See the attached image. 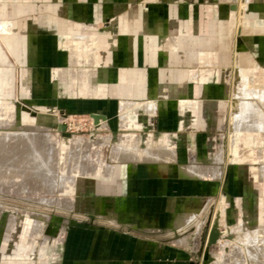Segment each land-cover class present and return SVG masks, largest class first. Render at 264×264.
Instances as JSON below:
<instances>
[{"label": "crops", "instance_id": "crops-1", "mask_svg": "<svg viewBox=\"0 0 264 264\" xmlns=\"http://www.w3.org/2000/svg\"><path fill=\"white\" fill-rule=\"evenodd\" d=\"M237 5L234 0H0V15L15 18L3 21L7 34L12 23L23 32L27 102L101 114L110 129L123 119L135 132L131 150L119 152L129 162L111 165L110 176L94 183L88 200L89 208L104 209L105 218L120 228L89 227L86 234L76 228V260L188 264L190 248L177 246L172 234L190 222L204 224L213 198L225 195L232 220L264 221V192L255 186L263 180L256 167H245L250 152L239 148L255 136L238 137L248 131L264 135V122L250 120L247 88L252 83L262 95L264 89L250 76L242 81L243 70L231 116L238 146L232 165L226 177L221 167L211 173L219 176H193L205 174L198 160L215 156L223 145L220 132L236 78L229 74L233 57L264 84V0L248 1L240 33ZM80 33L88 36L67 39ZM213 57L219 69L201 70Z\"/></svg>", "mask_w": 264, "mask_h": 264}, {"label": "rangeland", "instance_id": "rangeland-1", "mask_svg": "<svg viewBox=\"0 0 264 264\" xmlns=\"http://www.w3.org/2000/svg\"><path fill=\"white\" fill-rule=\"evenodd\" d=\"M248 1L234 0L238 4V33L245 23ZM13 17L0 15V174H5L4 167L11 168L8 170L9 175L12 172L9 176L12 179L0 180V264H103L109 260H76L73 254V231L80 228L86 234L89 227L120 228L121 223L109 222L105 218L104 209L95 212L89 208L88 200L93 193L94 183L110 176L108 170L111 165L129 162L121 160L119 152L131 150L135 132L123 125V119L122 125L110 129L107 124L103 125L104 119L95 124L89 113H72L53 105L41 108L27 102L22 95L23 73L27 67L24 48L20 44L23 32L14 30L12 23V30L7 34V24L3 25V21L13 22ZM83 36L88 35L80 33L68 36L67 39L77 40ZM237 58L233 57L229 67V74H236V78L230 99L231 109L226 113L224 129L220 132L224 133L223 145L215 156L205 161L198 160L201 166L190 163L209 174L193 176H219L211 173L221 167L220 175L224 169L223 176L226 177L232 165L233 151H238V146L237 139H234V128L231 127V116L237 100L234 92L240 72L243 70L242 81L250 76L264 89V84L262 81L260 83L253 69L237 63ZM214 60L213 57V61L203 65L201 70L219 69ZM257 66L254 63V67ZM192 69L199 70L194 67ZM260 75H263L262 72L257 74ZM190 78L196 79V74ZM247 91L248 101L253 102L250 120L260 124L264 122V94L252 83ZM59 124L65 125L66 131L60 130ZM260 133L241 132L238 137L255 136L249 146L241 142L239 148L250 152L245 167H256L257 176L263 181L256 182L255 186L264 192V179L260 175L261 169L264 170V135ZM121 138L126 142L122 143ZM144 146V143H140V147ZM113 154L119 157L114 159ZM25 155L28 156L25 158ZM3 156H6L5 160ZM14 158L20 161L14 162ZM15 163L23 166V170L21 167L19 170V166L17 169ZM213 200L204 215V224L202 221L197 224L190 222L172 234V241L178 240L177 246L190 248L188 264H203L209 231L218 211L221 213L220 229L223 236L210 248L214 257L210 264H264V221L250 223L232 220V206L226 195ZM160 234L166 236L167 231L162 228ZM187 235L189 237L186 239Z\"/></svg>", "mask_w": 264, "mask_h": 264}, {"label": "water", "instance_id": "water-1", "mask_svg": "<svg viewBox=\"0 0 264 264\" xmlns=\"http://www.w3.org/2000/svg\"><path fill=\"white\" fill-rule=\"evenodd\" d=\"M91 116L94 118L95 124H98L100 119H107L106 116L101 114H92ZM59 128L60 130L66 131V126L63 124H59ZM66 135L69 136V133H66ZM220 226L221 213L220 211H218L209 231L207 245L203 255V264H210L214 260V257L211 255L210 248L223 236V232L221 231Z\"/></svg>", "mask_w": 264, "mask_h": 264}, {"label": "bare ground", "instance_id": "bare-ground-1", "mask_svg": "<svg viewBox=\"0 0 264 264\" xmlns=\"http://www.w3.org/2000/svg\"><path fill=\"white\" fill-rule=\"evenodd\" d=\"M102 126H103V125H102ZM0 127H1V126H0ZM237 132H238V131H237ZM36 134H37V133H36ZM25 140H26V139H25ZM21 141H22V140H21ZM21 144H22V143H21ZM8 145H9V144H8ZM10 147H12V146H10ZM15 148H16V146H15ZM2 149H4V148H2ZM8 150H9V149H8ZM12 150H13V149H12ZM14 150H15V149H14ZM14 150H13V151H14ZM10 151H11V148H10ZM20 151H21V150H20ZM22 151H23V150H22ZM15 152H16V151H15ZM15 152H14V155H15ZM17 152H18V151H17ZM132 152H133V150H132ZM1 153H2V151H1ZM1 153H0V154H1ZM7 153H8V151H7ZM12 153H13V152H12ZM24 153H25V152H24ZM27 153H28V152H27ZM117 153H118V152H117ZM4 154H6V152H5ZM19 154H21V153H19ZM19 154H18V155H19ZM22 154H23V153H22ZM28 154H29V153H28ZM8 155H10V152H9ZM12 155H13V154H12ZM0 156H1V155H0ZM6 156H7V155H6ZM6 156H3V157H4V158H3L4 160H5V157H6ZM26 156H28V155H25V156H23V157L26 158ZM7 157H8V156H7ZM11 157H13V156H11ZM11 157H10V158H11ZM19 157H20V156H19ZM113 157H114V154H113ZM115 157L118 158L119 156L117 157V156L115 155ZM115 157H114V159H115ZM20 158H22V157H20ZM119 158H121V157H119ZM1 159H2V158H1ZM1 159H0V161H1ZM14 159H15V158H14ZM14 159H13V160H14ZM31 159H32V158H30V160H31ZM33 159H34V158H33ZM33 159H32V160H33ZM6 160H7V159H6ZM10 160H11V159H10ZM13 160H12V161H13ZM16 160H17V159H15L14 162H15ZM23 160H24V159H23ZM26 160H28V159H26ZM8 161H9V160H8ZM19 161H20V160H17V162H19ZM1 162H2V161H1ZM9 162H10V161H9ZM14 162H13V163H14ZM25 162H27V161H24L23 163H25ZM13 163H12V164H13ZM20 163H21V162H20ZM6 164H7V162H6ZM15 164H17V163H15ZM8 165H9V164H8ZM19 165H20V164L18 163L15 167H17V166H19ZM20 167H21V166H19V170H20ZM22 167H23V166H22ZM22 167H21V168H22ZM6 168H7V167H6ZM8 168L11 169L10 167H8ZM12 168H13V166H12ZM113 168H114V167H113ZM9 169H5V167H4V170H3V171H5V170H6V171L4 172L5 174H0V180H2V179H5V180L12 179V176L9 178V176L12 175V174H11L12 172H10V175L8 174V172H9L8 170H9ZM14 169H15V168H14ZM17 169H18V167H17ZM22 170H23V168H22ZM24 170H26L25 167H24ZM17 171H18V170H17ZM1 173H2V172H1ZM7 174H8V175H7ZM14 174H15V173H14ZM16 174H17V172H16ZM26 174H27V173H26ZM103 174H104V173H103ZM17 176H19V174L16 175V177H17ZM21 177H22V176H21ZM13 178H14V177H13ZM21 179H22V178H21ZM20 182H21V180H20ZM23 182H24V181H23ZM12 186H13V185H12ZM15 188H16V187H15ZM17 188H18V187H17ZM8 232H9V230H8ZM8 232H7V233H8ZM8 237H9V236H8ZM26 250H27V249H26ZM236 259H237V258H236ZM253 260H254V259H253ZM239 261H240V260H239ZM240 264H241V263H240Z\"/></svg>", "mask_w": 264, "mask_h": 264}]
</instances>
